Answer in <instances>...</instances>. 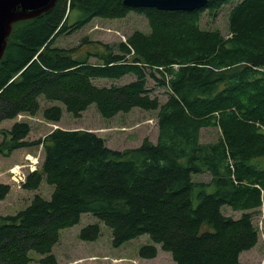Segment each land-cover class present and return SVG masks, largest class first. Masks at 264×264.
I'll use <instances>...</instances> for the list:
<instances>
[{
	"label": "trees",
	"instance_id": "1",
	"mask_svg": "<svg viewBox=\"0 0 264 264\" xmlns=\"http://www.w3.org/2000/svg\"><path fill=\"white\" fill-rule=\"evenodd\" d=\"M231 1L162 10L124 0H57L50 11L14 24L0 60V124L37 114L44 97L75 117L92 104L105 118L137 107L157 110L158 138L119 150L91 130L58 127L30 141L28 122L0 128L2 156L44 147L41 169L28 174L23 188L38 189L44 180L54 187L50 199L37 194L17 213L0 214V264H57L61 231L84 213L112 229L114 247L148 234L174 264H246L240 254L257 244L253 216L264 204V0L233 6L228 36L201 28L204 11L216 17ZM131 11L147 17L150 33L135 30L116 45L84 38L83 56L54 45L58 35L95 17ZM128 74L135 79L126 84L94 83ZM149 78L167 89L164 103L150 95ZM42 114L58 122L63 109L54 104ZM204 127H218V140L202 142ZM203 173L211 180L193 178ZM10 190L0 183V200ZM223 206L242 214L227 216ZM100 234V224L90 223L79 238L95 241ZM139 254L154 258L158 249L144 245Z\"/></svg>",
	"mask_w": 264,
	"mask_h": 264
},
{
	"label": "rangeland",
	"instance_id": "2",
	"mask_svg": "<svg viewBox=\"0 0 264 264\" xmlns=\"http://www.w3.org/2000/svg\"><path fill=\"white\" fill-rule=\"evenodd\" d=\"M239 1L233 0L226 3L216 17L210 15L208 11H204L201 15V28L205 30H220L224 36L230 35L229 13ZM76 16L77 13H73L71 19L75 20ZM135 30L146 33L151 32L147 17L140 12L131 11L126 16L115 19L95 17L78 30H70L58 35L54 45L62 48H78L76 54L83 56L85 47H81V43L84 38L101 40L111 45H116L121 41H125ZM90 60L91 62L99 61L95 57ZM133 79H135V76L128 74L120 79H94V83L99 86L121 85ZM148 87L150 95L158 97L161 103L167 100L169 94L167 89L157 84L154 79L149 78ZM39 100L41 109L37 114L22 113L15 118L17 121H25L31 125L33 138H42L53 129L59 127L94 131L105 140L109 147L119 150L137 146L145 138L157 141V110H143L137 107L130 112H120L112 118H105L99 113L97 107L92 104L81 113L80 117H75L67 111L61 102L47 101L44 97H40ZM54 104L60 105L63 109V116L60 122L49 121L42 114V110L45 107ZM12 123L3 122V125L11 126ZM219 137L220 129L218 127H204L201 130V141L204 143L215 142ZM25 152L28 154L22 156V152L16 150L10 157L0 155V183L8 184L12 189L4 199L0 200V214L10 215L17 213L27 207L36 194L46 199L51 197L54 187L45 180L41 183L38 190L35 189L33 191L25 190L22 183L19 184L14 180L13 167L17 164L27 165L30 162L29 156L38 158V171L41 169L44 160L43 145L27 147ZM23 170L27 171V176L30 174L28 166ZM193 178L208 182L211 180V175L209 173L195 174ZM221 210L225 215L234 218H239L242 214V211H235L230 206H223ZM96 222L101 226L99 238L95 241L81 240L79 238L81 229L90 223ZM253 223L259 230L257 244L253 248L243 251L240 254V260L246 264H264V205L255 210ZM112 235V229L103 221L91 213L82 214L79 223L61 231L60 239L53 248V252L57 257V264H174L171 253L163 250L160 244H155L148 234L131 239L120 247L113 246ZM148 244H153L157 247L158 254L156 257L145 258L140 256V248Z\"/></svg>",
	"mask_w": 264,
	"mask_h": 264
},
{
	"label": "water",
	"instance_id": "3",
	"mask_svg": "<svg viewBox=\"0 0 264 264\" xmlns=\"http://www.w3.org/2000/svg\"><path fill=\"white\" fill-rule=\"evenodd\" d=\"M57 0H0V60L8 45L15 23L41 16L50 11ZM208 0H124L132 8L154 7L162 10H194Z\"/></svg>",
	"mask_w": 264,
	"mask_h": 264
},
{
	"label": "built area",
	"instance_id": "4",
	"mask_svg": "<svg viewBox=\"0 0 264 264\" xmlns=\"http://www.w3.org/2000/svg\"><path fill=\"white\" fill-rule=\"evenodd\" d=\"M28 159L30 162L27 165L17 164L13 167L12 172L14 174V180L18 182L19 184L24 183L27 178V171L25 172L23 169L28 166V169L31 172L38 171V164L39 160L38 158H34L32 156H29ZM264 205V204H263Z\"/></svg>",
	"mask_w": 264,
	"mask_h": 264
},
{
	"label": "crops",
	"instance_id": "5",
	"mask_svg": "<svg viewBox=\"0 0 264 264\" xmlns=\"http://www.w3.org/2000/svg\"><path fill=\"white\" fill-rule=\"evenodd\" d=\"M119 114V113H118ZM10 120H13V121H10ZM16 120L15 119H6V120H3L2 122H1V124H0V128H10L12 125H13V123L15 122ZM3 122H13L12 123V125L11 126H5V125H3ZM60 122V121H59ZM32 134H33V131L31 130V132H30V134H29V136L27 137V140H30V141H32V140H35L36 138H33L32 137ZM44 137V136H43ZM42 137V138H43ZM0 140H1V138H0ZM153 141V140H152ZM153 142H155V141H153ZM142 143V142H141ZM140 145V144H139ZM139 145H137V146H139ZM132 147H136V146H130V147H126V148H132ZM27 147H25V148H20V149H17L16 151H20V152H22V154H21V156L22 155H27L28 153L27 152H25V149H26ZM115 149V148H114ZM121 150V149H120ZM25 189V188H24ZM12 190V189H11ZM11 190H10V192H11ZM25 190H28V191H33V190H29V189H25ZM38 190V189H37ZM37 195V194H36ZM35 197V196H34ZM6 215V214H5Z\"/></svg>",
	"mask_w": 264,
	"mask_h": 264
}]
</instances>
